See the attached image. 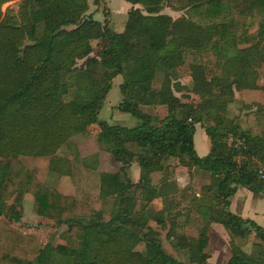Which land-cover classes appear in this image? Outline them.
Wrapping results in <instances>:
<instances>
[{"label": "trees", "instance_id": "obj_1", "mask_svg": "<svg viewBox=\"0 0 264 264\" xmlns=\"http://www.w3.org/2000/svg\"><path fill=\"white\" fill-rule=\"evenodd\" d=\"M5 1L0 0V206L15 192L28 191L32 210H44L50 220L65 223L70 234L64 242H43L5 221L0 207V264H179L164 249L159 232L140 217L144 210L130 200L149 202L158 194L156 187L175 186L162 212L167 209L166 215L174 216L171 235L183 242V217L176 216L188 204L189 192L179 190L169 177L171 158L214 176L221 210L198 208L202 221H219L229 234L227 264H264V226L228 208L240 185L264 194L259 172L264 131L252 121L240 130L235 125L224 129L219 122L204 125L209 151L199 155L193 140L198 107L176 93L192 89L179 80L182 68L189 70L196 91L218 109L230 101L222 95L231 97L232 85L264 89L257 78L264 61L260 42L239 45L241 39L249 40L243 25L253 10L264 12V0H128L142 4L144 12L131 7L121 31L87 12L88 0H21L17 12L2 10ZM163 5L183 13L173 17L161 12ZM93 39L101 41L97 56L88 55ZM205 52L215 55V64L228 58L233 62L208 77ZM80 58L84 60L77 65ZM31 74L39 78L35 85ZM116 74L122 76L116 106L138 117L136 125L107 123L97 116ZM160 104L166 106L161 118L141 108ZM253 111L264 114V103ZM90 123L99 126L96 140L121 163L120 171L98 170L97 154L81 157L69 149L72 135L86 131ZM228 132L234 137L230 142ZM234 140L241 141L239 147ZM241 153L245 157L240 162L236 156ZM21 156H47L50 172L71 171L76 193H62L41 181ZM132 161L140 165L136 182L122 178ZM84 190L115 193L108 219L92 215ZM252 238L253 250L246 252ZM140 240L145 251L134 249ZM201 250L202 242L190 259ZM201 255L205 264L207 255Z\"/></svg>", "mask_w": 264, "mask_h": 264}, {"label": "rangeland", "instance_id": "obj_2", "mask_svg": "<svg viewBox=\"0 0 264 264\" xmlns=\"http://www.w3.org/2000/svg\"><path fill=\"white\" fill-rule=\"evenodd\" d=\"M21 0H8L2 3L1 8L5 10L10 7L13 12H17L19 2ZM90 2V9L87 6L86 11H93V17L103 21L108 20V24L115 30L123 28L125 20L127 18V9H125L118 0H88ZM95 4V5H93ZM168 6V5H166ZM162 6L161 12L171 14L176 17L183 13V11H172L170 7ZM143 7V6H142ZM257 9V8H255ZM264 12L258 13L253 10L252 14L248 16V19L243 25L245 27L247 41L240 40V46H246L247 44L255 43L259 41V48L264 52ZM263 27V28H262ZM241 31H238V34ZM242 37L240 34L238 35ZM93 49L88 55L97 56L101 41L97 39L92 40ZM84 58L77 60V65L80 64ZM203 62L207 65L206 73L208 77L218 74L219 69L222 66H227L233 62L231 58L225 61L215 64V55L211 52H205L202 58ZM258 70V83H264V61L257 67ZM209 71V72H208ZM95 74L100 75L99 71ZM189 74V70L182 68L180 70L179 80L185 83L192 89H183L182 91H176L178 95L184 94L182 100H187L197 105V114H200V121H196L195 125V148L197 152L201 151L204 143L201 140L202 133L204 134V125L220 123L224 126V129H228L230 126H237L238 129H248L249 123L254 122L255 126L264 131V114L257 111H253L258 103H264V89L263 88H237L232 85V96L222 95L223 99L230 100L224 107L212 105L209 101H206V95L202 91H196L197 84L193 83V77ZM29 80L32 84H37L39 78L36 74H31ZM122 80L121 74H117L112 78L111 86L107 91L105 99L98 111V118L106 120L107 123H123L128 126H133L139 123V118L117 109L116 104L121 100L122 92L120 89V82ZM219 83V79H215ZM226 82V81H225ZM68 98V97H66ZM144 112L153 117H163L166 113V106L161 105L149 106L141 105ZM250 112H254L253 118L249 116ZM153 122H156V120ZM99 130V126L96 123H90L88 128L84 132L75 133L70 139L69 149L81 157L91 154H97L98 162L97 169L107 172L120 171L122 166L113 155L107 151L96 140V133ZM206 133V132H205ZM231 132H228V135ZM207 135V134H206ZM208 137V136H207ZM233 136L228 137V141L233 140ZM77 141V144H76ZM235 146L239 147L240 142L234 140ZM206 146L209 147L208 139H205ZM79 147V151L78 148ZM88 152V153H87ZM207 153V152H206ZM205 154V153H204ZM245 157V153L238 154L236 158L241 162ZM26 165L35 169L37 177L46 183L54 186L65 194H75L78 185L72 180L71 171L67 173H55L50 172L48 169L47 156L33 157V156H21ZM91 160V159H89ZM176 158L170 159V178H174L177 183V188L185 189L189 192L188 204L180 210V213L176 217H183V242L180 239H176L171 235L174 221V216H167V209L162 212V208L166 204V199L170 193L174 191L173 185L162 184L156 187L154 193H158L149 202H143L140 200H134L129 198L133 202L134 208L141 212V218L146 220L145 223L152 226L159 232V237L162 241L164 249L173 255L179 264H201V253H205L207 256L203 258L205 264H227V260L232 254L230 236L227 233L225 227L219 221L204 222L201 219L202 212H199V206L205 208L210 206L212 210H221V200L215 197V191L213 189L214 176L208 171H200L197 167H187L178 163H175ZM175 163V164H174ZM69 167H72L69 165ZM140 171V165L136 161L126 166V171H123L122 178L126 176L131 182L139 180V172L135 173V169ZM71 170V169H70ZM264 178V164L259 167ZM135 174V175H134ZM241 186V185H240ZM176 188V187H175ZM264 191V190H263ZM84 193L88 196L89 203L91 205L92 215H95L102 219H108L112 212L113 201L115 199V193L104 192L90 193L84 190ZM128 195H132V188L129 190ZM165 195V196H164ZM233 196V195H232ZM231 196V197H232ZM230 197V198H231ZM229 198V199H230ZM32 194L28 191L15 192L9 199L1 201V209L3 210L2 218L9 224L17 227L25 232H32L38 235L43 242L51 241L52 243L64 242L66 237L70 234L65 223H57L54 220H50L46 217L44 210L37 213L32 210ZM223 202V201H222ZM229 206V205H228ZM229 208V207H228ZM201 213V214H200ZM160 218V221L156 219ZM254 238V232L251 233ZM252 239H249L247 245L244 246L246 252L253 250ZM202 242V250L199 252L196 259H190V252L197 250L198 246ZM134 249L145 251L144 242L142 240L137 241L134 245Z\"/></svg>", "mask_w": 264, "mask_h": 264}, {"label": "crops", "instance_id": "obj_3", "mask_svg": "<svg viewBox=\"0 0 264 264\" xmlns=\"http://www.w3.org/2000/svg\"><path fill=\"white\" fill-rule=\"evenodd\" d=\"M109 1L111 2V0H109ZM118 2L121 3L122 6L125 9H127V11L131 7H139L144 12L142 4H140V3H132L128 0H118ZM93 5H95V4H93ZM164 6H166V5H164ZM88 7H89L88 9H90V2L88 3ZM166 7H169V6H166ZM169 9H171L172 11H176V10H173L172 8H169ZM122 29L117 30V31H121ZM149 106L160 107L161 104L160 105H149ZM194 135H195V132H194ZM205 139H208V137H207L206 133L204 132V134L202 133V135H201V140L204 143V145H203V148H201V151L197 152L199 155H203L204 153L209 151V147L206 146ZM193 140L195 141L194 136H193ZM208 142H209V139H208ZM76 144H77V141H76ZM194 147H195V145H194ZM77 148L79 151L78 146H77ZM138 172L139 171L136 168L135 173L138 174ZM228 207L231 211L238 213L243 217L251 218L256 223H258L259 225L264 226V194H255L251 190L246 188L245 186H238L235 193L230 198V203H229Z\"/></svg>", "mask_w": 264, "mask_h": 264}, {"label": "built area", "instance_id": "obj_4", "mask_svg": "<svg viewBox=\"0 0 264 264\" xmlns=\"http://www.w3.org/2000/svg\"><path fill=\"white\" fill-rule=\"evenodd\" d=\"M260 173H262L260 170H259ZM262 175V174H261Z\"/></svg>", "mask_w": 264, "mask_h": 264}]
</instances>
